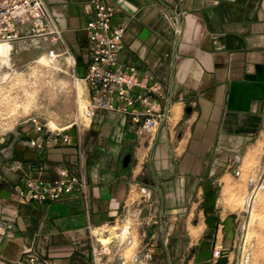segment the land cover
<instances>
[{
	"label": "crops",
	"instance_id": "1",
	"mask_svg": "<svg viewBox=\"0 0 264 264\" xmlns=\"http://www.w3.org/2000/svg\"><path fill=\"white\" fill-rule=\"evenodd\" d=\"M90 1L44 0L79 76L89 59ZM99 1L116 8L113 27L126 25L117 66L157 87L151 98L163 119L147 131L142 118L99 110L68 131L69 144L39 151L27 144L36 137L29 124L0 117V264H17L26 249L49 264H92L96 239L122 230L134 244L114 239L107 264L130 247L141 264H238L235 164L264 152V0ZM30 163L46 170L29 173ZM58 168L85 191L20 202L22 177L54 179Z\"/></svg>",
	"mask_w": 264,
	"mask_h": 264
},
{
	"label": "built area",
	"instance_id": "2",
	"mask_svg": "<svg viewBox=\"0 0 264 264\" xmlns=\"http://www.w3.org/2000/svg\"><path fill=\"white\" fill-rule=\"evenodd\" d=\"M89 7L91 17L85 26L89 59L83 74L79 76L74 71L75 58L63 45L62 32L51 18L44 0H0V44L25 47L34 43L48 44L50 48L45 55L46 63L54 65L64 59L71 71L69 77L77 99L71 123L63 128H53L49 123H42L37 118L24 121L36 134L27 144L39 151L45 146L69 144L71 138L68 130L73 127L80 131L99 110L131 114L136 123L142 118L143 128L147 131L155 129L163 119L160 105L151 98L152 94L159 93L157 87L137 78L135 69L117 66L116 58L121 49L126 25L121 23L112 26L116 8L99 0H91ZM56 45H61L62 49L56 50ZM78 83L85 87L80 96L76 89ZM137 108H140L139 112ZM27 168L29 173L39 175L46 170V166L40 163H30ZM237 174L238 172L235 173ZM20 182L17 195L23 204L55 203L73 193L85 191V183L65 168H58L54 179H42L40 176L32 177L27 174ZM140 193L144 199H150L151 190L143 188ZM121 236H126L123 246H133L128 232L125 233L124 230L109 237L110 241L106 243L96 239V245L91 246L92 264H107V257L111 253L110 245L114 239ZM215 254L218 255V252ZM22 255L23 259L17 264H49L32 249H26ZM118 264H141V261L135 254L121 255L118 256Z\"/></svg>",
	"mask_w": 264,
	"mask_h": 264
},
{
	"label": "rangeland",
	"instance_id": "3",
	"mask_svg": "<svg viewBox=\"0 0 264 264\" xmlns=\"http://www.w3.org/2000/svg\"><path fill=\"white\" fill-rule=\"evenodd\" d=\"M10 46L8 57L0 56V117H15L18 123L37 118L58 128L68 126L76 110L77 99L68 76L71 71L68 72L67 62L62 59L54 65L47 64V47L28 50L23 45ZM41 59L44 60L42 65L38 64ZM84 88L82 83L76 85L78 96ZM263 153V149L257 147L253 156L235 164L240 166L241 174L235 175V188L230 200L235 217H239L234 223L239 246L238 264H264ZM125 238L123 236L121 242H125ZM108 241L110 239L101 242ZM132 248L126 255H130Z\"/></svg>",
	"mask_w": 264,
	"mask_h": 264
},
{
	"label": "bare ground",
	"instance_id": "4",
	"mask_svg": "<svg viewBox=\"0 0 264 264\" xmlns=\"http://www.w3.org/2000/svg\"><path fill=\"white\" fill-rule=\"evenodd\" d=\"M9 46L10 45H3L0 44V56L7 57L9 55ZM44 63V60H40L38 64L42 65ZM53 128H56L53 124H50Z\"/></svg>",
	"mask_w": 264,
	"mask_h": 264
},
{
	"label": "water",
	"instance_id": "5",
	"mask_svg": "<svg viewBox=\"0 0 264 264\" xmlns=\"http://www.w3.org/2000/svg\"><path fill=\"white\" fill-rule=\"evenodd\" d=\"M125 162H128V159H126ZM231 229H232L231 218H228L226 222L224 223V230L225 232H229Z\"/></svg>",
	"mask_w": 264,
	"mask_h": 264
}]
</instances>
